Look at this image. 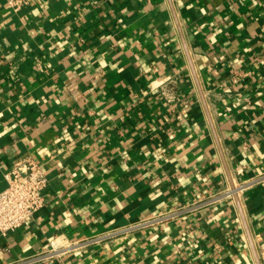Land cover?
I'll list each match as a JSON object with an SVG mask.
<instances>
[{
  "label": "crops",
  "instance_id": "crops-1",
  "mask_svg": "<svg viewBox=\"0 0 264 264\" xmlns=\"http://www.w3.org/2000/svg\"><path fill=\"white\" fill-rule=\"evenodd\" d=\"M24 158L0 264H264V0H0V190Z\"/></svg>",
  "mask_w": 264,
  "mask_h": 264
},
{
  "label": "built area",
  "instance_id": "built-area-1",
  "mask_svg": "<svg viewBox=\"0 0 264 264\" xmlns=\"http://www.w3.org/2000/svg\"><path fill=\"white\" fill-rule=\"evenodd\" d=\"M6 4L14 11H20L23 7L32 4L33 0H5ZM261 178L250 181L254 183ZM8 185L5 189L0 190V233L6 235L8 232L15 230L24 223L30 221L35 213L45 205L43 191L48 185V177L41 163L31 158H24L16 161L10 171L7 173ZM245 184H235V188L230 187L223 195L235 199L237 192L241 197L243 191L247 188ZM218 196V195H217ZM212 197L206 201L198 203L196 206H202L205 203H213L219 198ZM173 213L157 215L151 219L144 220L140 223L132 225V227H141L147 223L162 222L171 217ZM128 228H121L106 233L101 238H108L119 235ZM73 245L57 247L54 245L50 251L48 258L55 257L59 251H63ZM36 258L28 259L24 262L34 261ZM21 264V263H15Z\"/></svg>",
  "mask_w": 264,
  "mask_h": 264
},
{
  "label": "water",
  "instance_id": "water-1",
  "mask_svg": "<svg viewBox=\"0 0 264 264\" xmlns=\"http://www.w3.org/2000/svg\"><path fill=\"white\" fill-rule=\"evenodd\" d=\"M201 95H202L203 102L205 103V105H207V104H206L205 97H204L202 91H201ZM207 111H208V110H207ZM208 116H209V119H210V123H211V125H212V127H213V129H214V126H213L212 119H211V117H210V113H209V111H208ZM231 187H232V188H235V183H234V182H231ZM234 196H235V201H236L237 205L239 206L242 215H244V213H243V209H242V205H241V202H240L241 200H240V196H239V194L236 192ZM247 231H248V233H250L249 230H248V228H247ZM249 235H250V234H249ZM256 259H257V264H262L261 261H260V259H259V257H258V254H257V253H256Z\"/></svg>",
  "mask_w": 264,
  "mask_h": 264
}]
</instances>
